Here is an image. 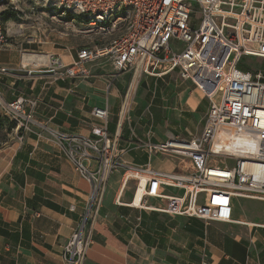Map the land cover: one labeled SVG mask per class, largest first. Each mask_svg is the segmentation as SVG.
I'll return each instance as SVG.
<instances>
[{"label":"crops","instance_id":"obj_1","mask_svg":"<svg viewBox=\"0 0 264 264\" xmlns=\"http://www.w3.org/2000/svg\"><path fill=\"white\" fill-rule=\"evenodd\" d=\"M4 1L0 16L7 10L17 15ZM2 23L8 41L0 44V114L6 102L31 98L36 104L28 110L37 124L22 139L6 130L0 138V264H67L64 249L86 214L91 185L47 129L90 136L100 122L93 109L107 108V128L120 160L176 172V157L170 161L168 154H149L139 145L200 136L210 101L178 72L135 78L134 71L117 72L108 57L88 62L86 75L59 78L52 70L54 60L70 66L84 48L74 20L41 18L29 27V34L14 19ZM130 87V118L120 126ZM120 168L117 191L105 194L102 214L86 229L89 240L82 264H264V223L238 215L236 208V221L226 223L169 213L165 219L166 214L154 209L119 205V196L128 202L135 193V187L126 189L129 182L124 183L125 168ZM148 201L167 205L154 197Z\"/></svg>","mask_w":264,"mask_h":264},{"label":"built area","instance_id":"obj_2","mask_svg":"<svg viewBox=\"0 0 264 264\" xmlns=\"http://www.w3.org/2000/svg\"><path fill=\"white\" fill-rule=\"evenodd\" d=\"M36 1L65 16L77 15L89 25L116 32L107 44L81 48L70 66L60 58L54 60L52 70L57 77L86 75L88 62L108 57L117 72L134 71L135 78L178 72L210 101L200 136L139 145L149 154L174 155L178 159L176 172L156 170L151 163L133 165L120 160L115 138L107 128V108L93 109L100 122L92 126L90 136L48 128L51 138L91 185L92 202H88L86 214L94 207V216L101 211L107 181L122 166L124 183L135 180V193L128 202L119 196V205L148 209V200L154 197L167 205L151 209L227 223L236 221L235 199L264 201V66L243 63L245 57L264 60V0ZM196 7L201 15L198 26ZM118 20L122 21L119 30ZM7 41L0 16V44ZM123 100L120 126L130 118L132 87ZM35 104L34 99L24 97L3 104L4 116L15 122L13 131L21 139L37 124L28 110ZM86 214L65 246L68 264H82L87 257Z\"/></svg>","mask_w":264,"mask_h":264},{"label":"rangeland","instance_id":"obj_3","mask_svg":"<svg viewBox=\"0 0 264 264\" xmlns=\"http://www.w3.org/2000/svg\"><path fill=\"white\" fill-rule=\"evenodd\" d=\"M4 3L8 4L7 6L9 8H11V7L16 8L15 11L18 13L17 14V20H16L17 27L24 29L26 32H28V34H29V27L36 26V24L41 21V18L42 19L48 18V19H52L55 21H56V19L60 18L61 23L71 22L72 20H74V24L80 30L79 31V38H80L79 41H81V44H82L81 46H84V47L87 45L102 46L103 44H107L109 42V39L111 37H113V35L116 33V32L110 33L108 28L106 30H103V29H99L93 25H89L88 21H84V19L80 16H77V15L65 16L59 10H52V8L45 5V2H42V1L40 2V1H36V0H6V1H4ZM44 12H46V13H44ZM117 16H118V14L114 15L111 18V22H109V23L110 24L113 23ZM200 19H201V15L198 11V8L196 7V12L194 14V20H196V22H195L196 26L199 25ZM84 22H86V24H84ZM121 23H122V21L118 20V23L116 24L117 30L120 29L119 27H120ZM67 25H69V23ZM3 27H4V25H3ZM5 33H6V31H5ZM243 63H251V64L253 63L254 66H261V65L264 66V60L263 59H257V58L251 59V58L245 57L243 59ZM204 97H205V95H204ZM208 104H209V101H208ZM199 127L200 128L202 127L201 123H200ZM155 128L158 129L159 131L161 130L160 126H156ZM1 134L2 133H0V137H2ZM165 158L167 160H170V161L177 160L175 158V156L172 154H168L167 156H165ZM121 171H122V168L116 170L115 174H113V176H112L113 178L109 180V182L106 186L107 195L109 194V192L117 191L116 189H118V184H116L115 181H116V179L121 177ZM134 187H135V180H130L128 183V187L126 189L131 191V190H133ZM106 199H107V197H106ZM234 201L236 202V213L238 215L246 216V217L250 218L252 221H256V222L259 221V222L264 223V201L257 200V199L256 200H250V199H244V198L235 199ZM89 202L91 204L92 200H89ZM149 203H151V202L148 201V204ZM149 205H151V204H149ZM156 206H158L159 208H163V207H161V205H156ZM103 208L99 212L100 214H102ZM147 210H150V209H147ZM152 211H157L158 213H161L163 215L166 214L162 210H155L154 209ZM95 212H96V207L93 208L92 213L90 212V215H89V213L86 214L87 217H86L85 221L87 224H86V228H85V236H86V229L89 228L90 225L92 224V219H93ZM168 217H171V216L168 214L167 216H165V219ZM87 238H88V236H86V241H87L86 251L88 248V240H89V239L87 240Z\"/></svg>","mask_w":264,"mask_h":264},{"label":"trees","instance_id":"obj_4","mask_svg":"<svg viewBox=\"0 0 264 264\" xmlns=\"http://www.w3.org/2000/svg\"><path fill=\"white\" fill-rule=\"evenodd\" d=\"M1 19H2V22L9 21L11 19L17 20V15L13 14L12 12L10 13L9 10H7L1 13ZM15 126H16L15 122L10 121L9 118L0 114V133H2L1 134L2 137L4 135L3 134L4 130H6L7 132H12Z\"/></svg>","mask_w":264,"mask_h":264},{"label":"bare ground","instance_id":"obj_5","mask_svg":"<svg viewBox=\"0 0 264 264\" xmlns=\"http://www.w3.org/2000/svg\"><path fill=\"white\" fill-rule=\"evenodd\" d=\"M27 54H29V53H27ZM30 55L32 56V54H30ZM27 56H29V55H27ZM29 57H30V56H29ZM23 58H25V57H23ZM35 58H36V57H35ZM38 58H40V56H38ZM41 58H42V56H41ZM31 59H32V58L30 57V60H31ZM43 59H44V58H42L41 60H43ZM37 61H38V60H37ZM39 61H40V59H39ZM39 61H38V62H39ZM38 62H37V63H38ZM41 62H43V61H41ZM41 62H40V63H41ZM33 63L35 64V62H33ZM43 63H44V62H43ZM45 64H46V63H45ZM147 207H148V209H151V207H154V205H149V206H147ZM151 210H152V209H151Z\"/></svg>","mask_w":264,"mask_h":264}]
</instances>
